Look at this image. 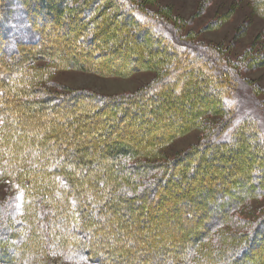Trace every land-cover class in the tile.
I'll use <instances>...</instances> for the list:
<instances>
[{"label":"trees","instance_id":"trees-1","mask_svg":"<svg viewBox=\"0 0 264 264\" xmlns=\"http://www.w3.org/2000/svg\"><path fill=\"white\" fill-rule=\"evenodd\" d=\"M249 1L255 12L264 18V0ZM137 5L138 2L135 4L133 0H0V167L3 174L9 179L12 177V181L15 179L32 198L24 197L27 200L20 206L15 197L14 202L17 201L19 207L10 206L7 214L8 202L0 208V264H28L35 257L41 258L46 250L44 222L56 225L48 232L50 238L46 239L49 243L51 239V248L83 250L96 264H119L121 257L129 260L132 247L118 249L116 254L108 257L97 254L111 246L108 242H101L110 235V231L105 229L109 221L121 228L117 235H120V243H125L122 231H127L130 223L120 217V212L130 209L134 203H157L163 198L161 191L170 190V185L178 183L184 188L186 177L188 186L202 167L203 155L218 151L221 157L217 159L233 161L230 151L239 154L247 146L250 154L258 159L256 163L247 165L248 172L236 176L237 172L233 170L231 177L222 175L224 180L212 184L211 194L207 191L208 186L200 185L204 189L197 194L204 200L200 207L208 210L218 206L222 209L220 214L204 222L203 230L189 234L188 242L179 247L171 260L150 254L148 263L142 264H241V258L252 256L261 246V240L264 241L263 217L247 232L224 236L225 244L222 246L213 248L205 243L241 201L249 195L264 194V133L259 126L251 118H242L226 138L219 137L235 120L234 108L225 105L237 86L235 74L220 64L213 49L202 52L185 49L166 26H156L154 20L142 14ZM53 25L66 30L65 35L57 31L55 36L59 34L64 40L74 39L72 43L81 47V56H92L96 62L99 61L96 67L85 64L88 70L101 72L98 69L109 67L106 62L111 61L118 66L113 67L110 73L125 75L137 66V62L142 64L137 68L157 72L158 80L146 90L121 97L109 96L104 100L95 95V98L83 95L79 97L83 103L79 107V98H72V106L77 107L73 109L67 104L66 112L58 113L56 105L51 104L53 96H48L46 89L33 84L44 76L45 70L33 72L32 83L21 74L18 76L26 65L37 60L55 67L83 66L80 60L81 63H77L64 52L55 51L49 39V35L54 33ZM142 33L152 35L154 40L143 39ZM155 43L164 44L165 48L155 47ZM104 56L106 61L102 62ZM249 58L252 65H257L264 59V52L258 51ZM187 61L192 63V67H186ZM185 70L188 72L181 81L183 85L192 79L204 81L212 100L204 103L188 99L187 107L191 110L185 106L181 114L172 113L170 106L175 101L173 85L179 83L178 76ZM191 86L187 89L188 98L194 90H201L197 85ZM161 87L168 89L161 94L160 91L156 93ZM177 94L180 95L179 92ZM165 95L168 97L166 100L161 98ZM59 98L56 101H67L65 97ZM140 101H146L148 107L140 106ZM109 104L110 108L107 107ZM44 111L47 118H41ZM96 111L105 113L107 117L96 120ZM152 114L162 116L161 127L156 125ZM207 114L220 115L221 118L210 125L202 120ZM88 119L96 120V127L86 129ZM134 122L137 127L134 133L127 134V140L107 143L92 137L95 134L105 136L110 132L115 137L125 135L129 130L123 125ZM144 122L147 123L141 125ZM148 124L150 126H146ZM118 125L122 132L113 131ZM196 126L204 128L206 136L199 145L177 159L161 164L146 161L129 163L141 154L149 156L155 148ZM151 128L159 133L148 138L139 136L147 134ZM196 154L202 156L193 157ZM188 157L196 159L190 166H185ZM28 162L33 165L28 166ZM178 165H182L180 170ZM189 169L190 173L186 171ZM245 184L249 187L247 191L242 190ZM234 190L242 192L230 197L229 193ZM39 196H42L45 207L37 199ZM181 198L172 203L175 205L179 199L190 203L192 197L187 201ZM224 198L225 202H218ZM17 211L21 214L16 223L5 218L6 215L12 217ZM192 217L188 216L189 219ZM199 218L197 215L193 220ZM76 234L81 238L78 241ZM147 254L144 252V257Z\"/></svg>","mask_w":264,"mask_h":264},{"label":"rangeland","instance_id":"rangeland-1","mask_svg":"<svg viewBox=\"0 0 264 264\" xmlns=\"http://www.w3.org/2000/svg\"><path fill=\"white\" fill-rule=\"evenodd\" d=\"M133 1L135 4L138 2V8L141 9L142 14L148 16L152 21L154 20V24L156 26L159 27L160 24L161 26L163 25L162 28L166 26L171 31V34L176 39V41H178L180 45L184 46L185 49L189 48L190 50L193 49V51L197 50L199 52L205 51L206 49H213L220 61V64L235 74L237 86L233 91L229 102L225 104L234 108L235 120L232 122V126L223 131L219 137L226 138L231 128L239 122V119L242 118H251L259 126V130L264 133V59L257 65H252L253 62L249 60V57L252 54L254 55L258 51L264 52V18L255 12L250 1ZM53 26H55L53 29L54 33L49 35V39H51L52 45L55 47V51L58 53L64 52L69 59L76 60L78 61L77 63L82 62L83 66H80L81 68L79 66L60 67L59 65L55 67V65H51L50 63H47L43 60H37L32 64L30 63L26 65L27 67H24V69L18 73V76L20 77L21 74V76L26 78L27 81L30 80L29 83H32L31 80L33 72L45 70L44 76L39 80H35L33 84L35 86L42 87L44 90L46 89L47 93H49L47 94L48 96H53L54 101H52L51 104L54 103L56 105V111H58V113L64 111L66 112L67 104L72 106V98L77 99L79 97H83V95H89L90 97H94L93 95H95V97L98 96L104 100L109 96L121 97V95H129L134 94L139 90H146L156 80H158L156 79L158 77L157 72L149 68H137L139 65H142L137 62V66H132L133 69L131 71L129 70L128 72H125V75L110 73V71L113 70V67L118 66L112 64L111 61L106 62L107 66L109 67L98 69L101 72L94 73L93 71L88 70L86 66L84 67L85 64L90 65V67H96V64L99 61L96 62L92 56H81V47H78L76 44L72 43L74 39L64 40L59 34L55 36V32L57 31L61 32L62 36L65 35V27L56 25ZM142 36L143 39H147L148 41L154 40V37L148 33H142ZM156 46L161 47L162 49L165 48L164 44L155 43V47ZM102 58V62L106 61L105 56ZM122 63L123 61L120 62L119 65H122ZM187 63V68L192 67V63H189L188 61ZM186 71L188 72V70H185L183 75L182 73L179 74V83L173 85L174 91L172 96L175 101L172 102L170 106L172 113L181 114L183 112V107H187L188 102H186V100L188 99H191L192 101L199 100L204 103L208 100H212V96H210V93H208L207 83H204V81L198 82L194 81V79H190L191 81L185 82L183 85L181 81L187 74ZM192 84L193 86H199L202 91L196 89L188 98L187 89ZM166 89L165 87L158 88L156 93L160 91L161 94L164 90L166 91ZM86 92H90L91 94ZM178 92L180 95L177 94ZM166 95L169 94L166 93ZM166 95L161 98H165V100L168 99ZM41 96L43 97L44 93ZM60 96L63 98L65 97L67 101H56V98L60 99ZM178 100L182 103L179 104ZM82 104L83 103L80 102L79 98L77 106L79 107V105ZM138 104L144 108L148 107V103L146 104V101H140ZM77 106L73 105L72 107L75 109ZM110 106L111 105L109 104L108 108H110ZM187 108L188 110H191V108ZM46 113L47 112L45 111L41 113V115L44 114L41 116V118H47ZM156 114H152L155 120L154 122H156L157 126L161 127L163 124V118L162 116ZM94 116L96 120L98 118L101 119L107 117L106 114L102 113L101 111H96ZM220 118V115L213 114L208 116L207 114L202 118V120H205L209 122L210 125H213L216 124ZM96 120L92 121L91 119H88L86 129L90 130L92 127H96ZM145 123L146 122L141 123V125H144ZM123 126L127 127L129 132H127L125 135H121L122 137L118 135L117 138L113 136L114 134L111 132L105 136L102 134H95L92 135V137H95L96 139L98 138L99 141L107 143H110L113 140H127L129 137L127 134L134 133L133 131L136 129L137 125L134 122L133 124H124ZM146 126H150V124ZM113 131L118 133L122 132V127H119L118 125L115 129H113ZM157 133H159L158 130L151 128L147 134L141 133L139 136L142 138H148L149 136L156 135ZM206 133L207 132L204 128L196 126L187 132H184L178 136H174L168 143L155 148V150L151 151L149 156L141 154L140 157H136V159L133 158L129 161V163L133 164L146 161L148 163L161 164L162 162L177 159V157L190 150L193 146L199 145L206 136ZM249 149L250 147L247 146V148L239 154L235 153L233 150L230 151L229 155H232L231 158L234 162L229 160H221L222 158L217 159L218 156H220L218 155V151H213V154L203 155L204 160L202 159L200 164L202 163L201 165L205 168V170L201 171V169H198L197 174L193 177V179H191L188 186L187 181L189 179L186 177L184 188L178 183L170 185L172 186L170 190L168 189L161 191L163 198H161V200H159L157 203H154L153 201L150 202V205H148V201H144L142 205H137V203H134L130 209L120 212V217L130 223V225H128L130 228H128L127 231H122V237L126 238L124 240L125 243L123 241L120 243V235H117V232L120 231L121 228L117 226L116 223L112 224L111 221H109L105 229L110 231V235H106V237L102 239L101 242H108L111 246L107 251H98L97 254L108 257L116 254L117 251H119L118 249L132 247L129 255L131 259L127 260L128 257L127 259L121 257L119 259V264H130L131 262H133L132 264H142L145 262L148 263L147 261L151 259L150 254L162 255L166 258V260H171L170 257L177 252L179 247L184 246V244L188 242L189 234H194L197 231L203 230V223L207 222L211 218L213 219V217L218 216L222 211V209L218 206H216L215 209L208 210L200 207L201 202L204 201L201 199V195L197 196L200 191L204 190L200 185L208 186L207 191L210 193L214 189L212 184H216L218 180H224L222 175H229V177H231L230 173L233 172V170L237 172L236 176L241 172H248L247 165L256 163V161H258L254 155L250 154ZM198 156L202 155L196 154L193 157ZM195 159L196 158L192 159L188 157L184 165L190 166L195 161ZM27 164L28 166L33 165L31 162H28ZM181 167L182 165H178L179 170ZM1 170L2 169L0 167V208L6 204L5 202H8V207L6 208L7 214L10 206L15 208L19 207L17 204L21 206V204L27 200L24 197L29 199L32 198L29 194H26L27 192L25 189L21 188L15 179V182L12 181V177L9 179L6 174H3L4 172ZM186 171L190 173L191 170ZM210 173H212V176H210ZM206 179L208 181L206 184H204ZM185 189H187V191H185ZM243 189L245 191L249 190L248 184H245L242 187V190ZM241 192L242 191L234 190L230 192L229 195L231 197L233 195H238ZM180 196H182V199L185 198L186 201L188 198L192 197L190 199V203H185L184 201L178 200L179 202L176 201L175 205L172 204V202H175V199H178ZM15 197H17V201L19 200V203H17V201L14 202L16 199ZM37 199H39V202H41L42 206L45 207L43 204L44 202L41 200L42 196L37 197ZM225 201L226 199L224 198L218 202L223 203ZM170 203L171 205H169ZM180 206L185 209L183 210ZM205 211L207 213H205ZM13 214L12 217H10V215H6L5 218L7 220L11 219V222L14 224V221L16 223L19 220L21 212L17 211L14 215ZM192 215L193 217L199 215L200 218L196 221L193 220V217L189 219L188 216ZM263 217L264 194L249 195V197H246L243 201H241L239 206H237V208L225 218L223 225L210 234V236L205 240V243L208 247L213 248H217L219 245L222 246V244H225L223 243L224 236H228L229 234L237 235L247 232L252 228V226L260 222ZM78 218L77 220H79ZM42 225L45 227V229L43 228L44 233L47 232L45 238L43 237L46 250H42L44 252L43 254L41 253V258L35 257V259H31L30 263L28 264H96L83 250H58L51 248V239L50 243L46 239L50 238V234H48V232L51 228L55 229L56 225H52L51 223L48 224L46 222L42 223ZM156 227L159 228L158 231L154 230ZM102 230L103 229H100V231ZM15 232L17 234V231ZM79 239H81L80 235L76 234V240L78 241ZM260 243L261 246L255 250L256 253L254 251L252 256L245 255L242 257V260L240 261L241 264H262L264 262L263 239ZM9 247L12 249V246ZM144 252H148V258L146 256L144 257ZM257 254H259V256Z\"/></svg>","mask_w":264,"mask_h":264},{"label":"bare ground","instance_id":"bare-ground-1","mask_svg":"<svg viewBox=\"0 0 264 264\" xmlns=\"http://www.w3.org/2000/svg\"><path fill=\"white\" fill-rule=\"evenodd\" d=\"M105 24V23H104ZM100 30V29H99ZM97 32V31H96ZM122 48V47H121ZM140 57V56H139ZM177 96V95H176ZM106 99V98H105ZM211 102V101H210ZM129 106V105H128ZM108 107V106H107ZM149 112V111H148ZM105 114V113H104ZM145 115V114H144ZM148 115V114H147ZM154 115V114H153ZM175 116V115H174ZM178 116V115H177ZM146 117V116H145ZM169 117V116H168ZM149 118V117H148ZM177 118V117H176ZM117 122V121H116ZM168 122V121H167ZM136 123V122H135ZM147 123V122H146ZM182 123V122H181ZM113 125V124H112ZM121 127V126H120ZM141 128V127H140ZM145 128V127H144ZM174 129V128H173ZM129 130V129H128ZM143 131V130H142ZM134 132V131H133ZM136 132V131H135ZM165 132V131H164ZM156 133V132H155ZM167 134V133H166ZM174 134V133H173ZM121 135V134H120ZM164 136V135H163ZM213 147V146H212ZM220 148V147H219ZM242 148V147H241ZM246 149V148H245ZM225 150V149H224ZM232 150V149H231ZM209 151V150H208ZM226 151V150H225ZM224 152V151H223ZM227 152V151H226ZM225 152V153H226ZM209 153V152H208ZM211 153V152H210ZM205 154V153H204ZM208 155V154H207ZM219 155V154H218ZM241 155V154H240ZM227 156V155H226ZM232 156V155H231ZM244 156V155H243ZM209 157V156H208ZM239 157V156H238ZM198 161V160H197ZM223 162V161H222ZM238 163V162H237ZM202 164V163H201ZM209 164V163H208ZM222 165V164H221ZM180 166V165H179ZM195 166V165H194ZM204 166V165H203ZM190 168V167H189ZM201 169V168H200ZM209 169V168H208ZM190 170V169H189ZM185 171V170H184ZM202 171V170H201ZM232 171V170H231ZM174 172V171H173ZM234 172V171H233ZM224 174V173H223ZM231 175V174H230ZM174 176V175H173ZM186 176V175H185ZM200 176V175H199ZM173 180V179H172ZM186 180V179H185ZM171 181V180H170ZM180 181V180H179ZM158 183V182H157ZM196 184V183H195ZM175 186V185H174ZM193 186V185H192ZM191 186V187H192ZM203 189V188H202ZM160 191V190H159ZM191 191V190H190ZM197 191V190H196ZM156 192V191H155ZM174 192V191H173ZM192 192V191H191ZM190 192V193H191ZM180 193V192H179ZM166 194V193H165ZM193 194V193H192ZM195 194V193H194ZM204 194V193H203ZM214 194V193H213ZM169 195V194H168ZM209 195V194H208ZM166 196V195H165ZM179 196V195H178ZM186 196V195H185ZM211 196V195H210ZM160 197V196H159ZM169 197V196H168ZM174 198V197H173ZM172 198V199H173ZM168 199V198H167ZM182 199V198H181ZM185 199V198H184ZM211 199V198H210ZM180 200V199H179ZM164 202V201H163ZM172 202V201H171ZM173 204V203H172ZM194 204H195V202H194ZM169 205H171V203L169 204ZM182 205V204H181ZM209 206V205H208ZM181 207V206H180ZM182 208V207H181ZM142 209V208H141ZM183 209V208H182ZM185 209V208H184ZM183 209V210H184ZM143 210V209H142ZM172 210V209H171ZM188 210V209H187ZM142 212V211H141ZM160 212V211H159ZM187 212V211H186ZM204 212V211H203ZM173 213V212H172ZM205 213H207L206 211H205ZM159 214V213H158ZM186 214V213H185ZM203 215V214H202ZM146 216V215H145ZM148 217V216H147ZM159 218V217H158ZM157 218V219H158ZM206 219H208V218H206ZM136 221V220H135ZM156 221V220H155ZM161 221V220H160ZM131 222V221H130ZM139 222V221H138ZM164 222V221H163ZM135 224V223H134ZM163 224V223H162ZM157 225V224H156ZM158 227V226H157ZM156 227V228H157ZM172 227V226H171ZM168 228V227H167ZM182 228V227H181ZM162 229V228H161ZM165 229V228H164ZM164 229H163V231H164ZM188 229V228H187ZM186 229V230H187ZM145 230V229H144ZM155 230V229H154ZM189 230V229H188ZM162 231V232H163ZM172 231V230H171ZM201 231V230H200ZM175 232V231H174ZM190 232V231H189ZM152 233V232H151ZM187 234V233H186ZM153 236V235H152ZM179 236V235H178ZM179 237H181V236H179ZM183 237V236H182ZM257 237V236H256ZM264 246V245H263ZM248 247V246H247ZM249 248V247H248ZM252 250V249H251ZM137 252V251H136ZM138 258V257H137ZM239 259V258H238ZM242 259V258H241ZM239 261V260H238ZM237 261V262H238ZM253 261V260H252ZM236 264V263H235ZM239 264V263H238Z\"/></svg>","mask_w":264,"mask_h":264}]
</instances>
